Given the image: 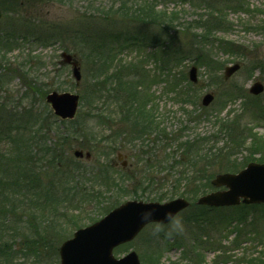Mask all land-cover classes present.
Returning <instances> with one entry per match:
<instances>
[{"label": "rangeland", "instance_id": "374dc122", "mask_svg": "<svg viewBox=\"0 0 264 264\" xmlns=\"http://www.w3.org/2000/svg\"><path fill=\"white\" fill-rule=\"evenodd\" d=\"M22 1L0 0V129L12 131L10 135L15 137L22 136V153L35 155L34 161L37 163L29 161L31 164L27 169L33 171L32 176L39 179L41 190L32 189L34 184L30 180L29 187L22 191V196L16 198L18 204H22L16 215L11 216L16 221L11 219L7 223L14 228H8L0 221V241L10 243L14 240L15 243L11 245V254L5 255L0 251V264H60L58 249L61 243L72 237L78 228L100 219L115 205L126 200L158 201V198L168 200L179 196H185L195 205L180 213L169 224L147 226L134 240L116 248L114 255L122 257L134 250L142 264H250L248 261L258 264L264 261V204L216 209L199 205L195 207L202 192L197 196H190L188 193L183 195L184 189L190 191L192 186L186 189L185 183L179 185L175 181L176 170L170 171L169 162L164 161V157L175 149L176 141L169 140V144L174 142L169 151L164 148V142L153 141L155 133L145 140L133 143L122 138L120 150L124 157L119 160L117 151L107 154L102 142L80 137L83 132L88 133L84 126H88L86 120L91 106L88 101L84 103L83 97L88 96L95 86L96 82L92 78L95 75L100 80H106L104 76L114 69L112 62L108 64L111 65L110 71L98 64V53H94L88 38L91 35H106L107 38L108 33L114 31V26L119 27L114 22L122 24L119 15L111 12L116 9L117 4H113L118 0ZM248 2L259 9L257 13L228 10L226 14L232 21L229 31L219 30L205 47L202 46L203 38L200 39L199 29L190 28V32L185 34V26H176L175 35V32L166 35L161 27H151L156 36L168 41L166 50L170 52L169 39L173 35H177V47H182L185 51L192 46L189 42H197L199 39L201 41L197 49L212 51L208 53L213 62L209 61L208 65L194 64L196 50L188 57L185 54L182 60H174L171 65L179 88L186 86L187 90L192 91L193 98H197V103L183 104L176 99L175 92L167 93L168 85L164 81L166 76L149 84L154 98L156 97V115L161 116V127H165L167 135L180 132L183 139L209 136L218 130L216 119L225 117L228 119L227 126L233 125L236 130L244 129L246 146L234 151L236 155L231 158L230 168H227L230 159L215 160L211 164L213 174L208 181L210 187L211 179L216 174L237 172L249 162L258 161L260 151L264 154V145L252 143L251 139L252 134L256 133L264 144V91L258 95L249 92L255 81L264 83V73L255 66L251 67L254 57L264 60V30L254 29L247 24L264 21V0ZM157 8L168 12L178 10L188 20L204 12L203 8L192 9L178 1L161 0ZM109 22L113 23L108 24ZM254 24L251 25L255 26ZM221 38L242 45L248 61L228 55L224 46L219 44ZM79 44L85 51L80 50ZM147 48L153 53L152 47L147 45ZM64 51L79 60L83 77L80 83L73 77L71 65L63 62ZM110 53L111 51H105L102 54ZM145 54V51L142 53L140 50L132 51L127 48L119 55L109 56H114L125 64L142 60L143 66L152 75L169 69V65L163 63L162 55L159 57L160 61L151 59L146 63ZM236 62L241 63L240 69L230 75L229 79H225V69ZM194 65L198 69L197 83L189 79V71ZM145 89L147 86L141 88ZM51 91L72 92L81 96L76 119L61 122L54 116L45 99L46 94ZM207 92L215 94L211 105L204 107L207 113L212 114L200 117L205 113L201 99ZM107 94L106 83L104 95ZM8 121L10 124L5 128ZM18 122L21 129L17 134ZM119 123L122 122L119 120L118 127L124 128ZM89 124H96V128L98 127L96 119H92ZM104 125H99L98 130H104ZM185 126L187 128L183 129ZM36 132L40 138L29 141L28 147H25L27 139ZM107 132H110L109 128ZM67 133L71 136H66ZM67 137L69 138L65 139ZM8 140L3 138L0 154L12 157L16 153L17 142ZM36 140L40 145L45 143V146L36 145ZM166 142L168 143L167 139ZM226 142V139L221 140L213 148L218 149ZM46 147L56 149L55 154L59 153L60 156L56 159L49 155L44 157L43 149ZM77 149L90 150L91 158L76 157L74 151ZM122 162L127 164L123 166ZM106 164L113 167V170L108 168L111 176L113 173L116 177L117 172H120L129 178L123 177V183L122 180L116 181L118 187L115 188L106 186V180L90 181V174L94 178L99 175L94 174L92 169L96 165L105 168ZM233 168L238 169L232 171ZM210 189L213 190V187ZM192 217H199V223L193 222ZM201 219L205 221L202 222ZM20 231L22 244L18 238ZM34 236L36 240L40 237L44 240L39 243L41 247L37 254L27 252V241L30 239L31 247H34Z\"/></svg>", "mask_w": 264, "mask_h": 264}, {"label": "trees", "instance_id": "16d2710c", "mask_svg": "<svg viewBox=\"0 0 264 264\" xmlns=\"http://www.w3.org/2000/svg\"><path fill=\"white\" fill-rule=\"evenodd\" d=\"M160 1L161 0H118L113 4V6L117 4V6H115L116 9L111 12L114 15H119L122 20V24L114 22V25L119 24L117 25L119 27L114 26V31L108 33L109 37L107 38L106 35H99L98 37L97 35L94 37H92V35L89 36V45H91L94 53H98V64L105 70L109 69L110 71L111 65L108 64L112 62L114 69L111 73H107L104 76L106 80H100L99 77L95 75L94 78H92V81L96 82L95 86L92 88V91L88 96L83 97L84 103H87L88 101L91 106L88 119L86 120L88 126H84L88 133L83 132L80 137H89L91 140H97L98 143L102 142V144H105L107 154L120 147V138H124L126 141L129 140L127 142L133 143L138 138L144 139L152 133H155V141L160 140L161 142H166V139L176 141V148L169 152L167 154L168 156L164 157V161L169 162L170 171L176 170L174 172L175 181L178 182L179 185L185 183L186 189H190L188 186H192L190 191L184 189L183 194L188 193L190 196H197L200 192L206 191L210 188L208 181L213 174L210 169L213 167L211 164L214 163L215 160L230 159L227 163V168H230V161L233 160L231 158L236 155L234 151L240 147L244 148L246 146L247 139L244 136V129L236 130L233 125L227 126L228 122H221L222 125L217 131V134L214 133V139L210 137L197 136L183 140L180 132H174L170 135V137L165 132V129L160 127L161 120L158 119L155 111H153L156 109L155 106L151 105L147 108L149 103L148 101H154L153 93L149 88V84L158 80L162 76H166L167 79L165 80L168 85V90L175 92L176 98L181 100L183 103L195 101V99L197 100V98H193L192 91L187 90L186 86H184L183 89H180L181 86L179 88L176 83L171 67L174 60H182V57L185 54L186 57H188L189 54H192V52L196 50L195 56L193 57L194 64L208 65L209 61H212L208 52L212 51L209 49L210 51L208 50V52H205L197 49L201 41L200 39L203 38L202 46L205 47L208 40H210L211 37H216L215 34L219 32V30L225 29L229 31L232 21L226 14L228 10L257 13V10L259 9L252 7L248 0H163L178 1L191 6L192 9H204V12L198 14L196 18L188 20L182 17L178 10L168 12L167 10L158 9L157 6ZM22 2H24V0ZM111 9H113V7H111ZM112 23L113 22H109L108 24ZM247 24L254 29L260 31L264 30V21L256 22V24L251 22ZM251 24H254L255 26ZM152 26L161 27L163 33L166 35L170 34V32H175V35L177 33L175 28L176 26H185L183 28L185 34L190 32V28H194L196 30L199 29L200 39L197 42L193 40L189 42L192 46L185 51L182 47H177V35H173V37L169 39L171 49L170 52L169 50H166L168 41L164 37L156 36V34L151 31ZM185 36L188 37V35ZM193 36L196 35L194 34ZM199 36L197 35L196 37ZM228 40L229 39L221 38V41L219 42V44L224 46L226 53L236 59L240 60V58H242L243 60L248 61V55L246 56L243 46ZM149 44L152 47L153 53H148L147 45ZM79 47L81 51H85L80 44ZM127 48L132 51L140 50L142 53L144 51L147 52V54H145L147 62L151 59L160 61L159 57L162 55L163 63L169 65V69L163 73H159L158 75H152L149 70L145 69L142 61H139V64H135L133 62H129V64H125L123 62L120 63L119 59H116L114 56L119 55L120 52H124ZM105 51L107 53L111 51V53L108 55L102 54L105 53ZM109 55L114 56L111 57ZM253 66L259 68L261 72H264V60L262 58L254 57L251 62V67ZM124 79L127 81H123ZM106 83L108 86V94L104 95ZM141 86H147V89L141 90ZM257 117L259 118V116ZM92 119H96L98 127L99 125L102 126L105 124L102 127L104 130H98V127L96 128V124L91 126L89 123ZM119 120L122 122L119 124L124 128L118 127ZM9 124L10 121H8L5 128H7ZM18 124L17 134L21 129L20 122H18ZM107 127L110 128V132H107ZM41 129H43V127H41ZM0 131H3L0 132V144L3 143V138L9 139L8 141L17 142L16 153L15 155L13 154L14 156L6 157L5 155L0 154V221L2 220L8 228H14L9 227L7 223L11 219L16 221V218H11V216H15L22 208V204L20 202L18 204L16 198L18 196H22V191L26 189V187H29L30 180L31 183L34 184L31 186L32 189L36 188L39 191L41 190L38 182L39 179L36 176H32L33 171L27 169L31 162L37 163V161H34L35 155H26L22 153V136L16 135L15 137L14 135H10L12 131L8 132L6 129H0ZM222 134H224V136H222ZM66 136H71V134L67 133ZM251 137L252 143L255 142L261 146L264 145L262 144L263 141L256 135V133H253ZM35 138L37 140L40 138L37 136V132L33 135V137L29 138V140L27 139L26 143L24 142V146L28 147L29 141H33ZM68 138L69 137L65 139ZM220 139H226V144L222 145L218 149L213 148V146L217 144ZM37 140L36 145L45 146V143L40 141L42 143L40 145ZM83 142L84 141H82V143ZM170 144H174V142ZM165 145L169 144L165 143L163 146L165 147ZM32 146L36 147L35 145ZM43 150L44 157L49 155L50 157L52 156V159H56L57 156H60L59 153L55 154L56 149L46 147ZM259 154L260 158L258 161L264 162V154L261 151ZM146 162H149V160L146 159ZM25 163L27 164L26 168ZM106 167L104 168L101 165H96L92 171L94 174L98 173L99 175H96L95 178L97 179L94 180L95 178L92 174H90V181L106 180L104 182L106 186L111 185L115 188L118 187L116 181H121L123 177H128L120 172H117L118 177H114L113 173L111 176V171L108 170V168L113 170L112 165L106 164ZM237 169L238 168H233L232 171ZM107 191H110L109 188H107ZM107 191H105V193ZM190 209L191 208H189V210ZM20 214L22 215V212H20ZM198 218L199 217H192L191 219L193 222L198 224ZM200 221L203 222L205 220L201 219ZM18 238L22 244L21 231L20 233L18 232ZM41 241L44 242L41 237L36 240L34 236V247H31L32 245L30 242L32 241L29 239L26 244L28 248L27 252H34L37 254L41 247L39 244ZM13 244H15L14 240L10 243L5 240L0 241V251H3L5 255L11 254V245ZM248 262L251 264V261ZM262 262L264 264V261ZM262 262H259L258 264H262Z\"/></svg>", "mask_w": 264, "mask_h": 264}, {"label": "water", "instance_id": "95a60500", "mask_svg": "<svg viewBox=\"0 0 264 264\" xmlns=\"http://www.w3.org/2000/svg\"><path fill=\"white\" fill-rule=\"evenodd\" d=\"M1 17V12H0ZM64 61L72 63L73 74L81 80L80 66L71 54L63 53ZM239 68L236 64L226 69V77ZM190 78L197 80L196 68L190 71ZM264 87L257 82L251 89L260 93ZM80 96L69 92L53 91L46 97L56 115L62 119L74 118ZM214 98L212 93L205 95L203 103L208 105ZM75 155L82 157L83 151L76 150ZM91 156L86 152V157ZM216 186L228 189L206 194L198 200L199 204L225 206L238 204L243 198L246 203L264 202V164L250 163L237 174H219L213 180ZM189 206L184 198H177L165 203L127 201L110 211L101 220L78 229L74 236L60 247L61 264H142L138 254L131 251L122 258H116L113 250L120 244L133 240L137 234L151 222L167 223L178 212Z\"/></svg>", "mask_w": 264, "mask_h": 264}]
</instances>
